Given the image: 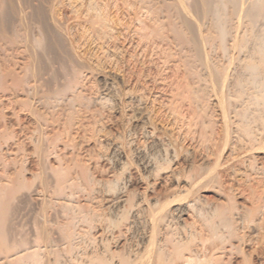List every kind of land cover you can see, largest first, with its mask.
Returning a JSON list of instances; mask_svg holds the SVG:
<instances>
[{"label":"rangeland","instance_id":"obj_1","mask_svg":"<svg viewBox=\"0 0 264 264\" xmlns=\"http://www.w3.org/2000/svg\"><path fill=\"white\" fill-rule=\"evenodd\" d=\"M177 2L0 0V264H264L254 33Z\"/></svg>","mask_w":264,"mask_h":264},{"label":"bare ground","instance_id":"obj_2","mask_svg":"<svg viewBox=\"0 0 264 264\" xmlns=\"http://www.w3.org/2000/svg\"><path fill=\"white\" fill-rule=\"evenodd\" d=\"M196 1V0H195ZM199 2L201 1V3L199 4V6H194L198 7L196 9V11H191V9L189 8L188 4H186L184 2V0H178V13L179 16L182 19V22H184L185 26L187 28H189L191 30V32L193 33V36L195 38V40L193 39V41H196V46L198 47L197 50H199L200 53H197L199 56V59L203 57L202 60L206 63L207 68H209V63L206 61V53L203 51V44L205 43L202 35H201V30L199 29V21L202 20V18L209 16L208 14H210V16H213L214 21L217 25V28L220 31L221 37L223 39L226 38V21H227V17H224L223 15H221V10H224L222 8H226L225 5L227 4H231L232 8L234 9L233 13L237 15V17L241 20L245 19L244 23L246 25L247 28H249L248 30L251 32L253 31L254 35L252 36V48L251 49V54L252 56H254V58H257V62H252L251 64H248V71L251 75V77H253L252 79H254L255 81V85H253L255 88H258L260 91H264V78H262V75L264 73V0H198ZM19 2V1H18ZM196 4L198 2H195ZM198 5V4H197ZM21 6V5H20ZM176 6V7H177ZM22 7V6H21ZM192 7V5L190 6ZM193 7V8H195ZM176 9V8H175ZM176 10V11H177ZM193 10V9H192ZM196 12V13H194ZM18 13V12H17ZM20 15V14H19ZM15 16V15H14ZM28 18V17H27ZM204 21V19H203ZM202 22V21H201ZM23 24V23H22ZM25 28V27H24ZM244 29V28H243ZM15 31V30H13ZM239 31V30H238ZM27 32V31H26ZM192 36V35H191ZM237 37V36H236ZM24 38V37H23ZM28 39V38H27ZM34 39V37H33ZM1 41V40H0ZM27 43V42H26ZM249 43V41H248ZM28 45V44H27ZM25 45V46H27ZM206 50V49H205ZM47 51V50H46ZM8 61V60H7ZM30 63V62H29ZM13 64V63H12ZM35 64V63H34ZM25 67V66H24ZM33 67V66H32ZM34 68V67H33ZM179 68V67H178ZM34 70V69H33ZM210 72V71H209ZM212 72L215 75V81L216 84L218 86V88L222 91L225 90V81L227 80V78L225 76H220L218 74H216L217 72L215 70L212 69ZM211 73V72H210ZM241 77V76H240ZM240 77L237 78V80L235 81V83L239 84L240 81H238L240 79ZM212 78V77H211ZM251 79V80H252ZM28 80V79H27ZM35 80V79H34ZM231 80V79H230ZM26 82V81H25ZM213 82V81H212ZM242 82V81H241ZM240 82V83H241ZM232 83V82H231ZM252 83V82H251ZM32 86V85H31ZM37 86V85H36ZM33 91V90H32ZM226 91V90H225ZM191 95V94H190ZM22 100V98H21ZM102 100V99H101ZM25 103V102H23ZM32 110V109H31ZM33 112V111H32ZM173 115V114H172ZM39 123V122H38ZM197 127V126H196ZM203 127V126H202ZM36 140V139H35ZM154 141V140H153ZM156 143V142H155ZM41 156V155H40ZM162 165V164H161ZM150 167V166H149ZM153 170V169H152ZM215 171V170H214ZM213 173V172H212ZM207 175V174H206ZM209 175V174H208ZM211 176V174H210ZM208 176H205L203 178H206ZM202 180V179H201ZM2 181V180H1ZM3 182V181H2ZM115 182V181H114ZM200 184V183H197ZM115 185V184H114ZM108 188V187H107ZM173 197V196H172ZM179 199V198H178ZM185 199V198H184ZM173 200V199H172ZM178 202V200H177ZM184 202V201H183ZM255 202V201H254ZM189 203V202H188ZM139 205V204H137ZM164 205V204H163ZM166 207V206H165ZM186 207V206H185ZM164 210V209H163ZM141 212V211H140ZM171 213V212H170ZM182 213V212H181ZM165 214H168L167 212ZM164 213L161 215H157V222L162 221L165 218ZM143 215V214H142ZM146 215V214H144ZM169 215V214H168ZM155 218V215H153ZM152 218V217H151ZM172 218V216H171ZM181 218V217H180ZM155 222V221H154ZM168 224V223H166ZM154 225V224H153ZM109 226V224H108ZM166 227V226H165ZM168 227V226H167ZM184 227V226H183ZM225 228V227H224ZM163 229V228H162ZM121 230V229H120ZM155 235V234H154ZM152 234V236H154ZM166 235V234H165ZM167 235H169L167 233ZM189 235V234H187ZM151 237V236H150ZM165 238V237H164ZM161 242V241H160ZM154 243V242H153ZM152 244V241H151ZM90 245V244H89ZM155 245V243H154ZM153 245V246H154ZM152 246V248H153ZM151 247V245H150ZM167 247V246H166ZM55 248V247H54ZM32 249V248H31ZM151 249V248H150ZM47 250V249H46ZM144 252V251H143ZM151 252V251H150ZM147 253V252H146ZM157 255V259L160 262V264H162L161 260V255H163L162 253V249H158L156 248V251L154 252ZM147 256V255H146ZM144 256V257H146ZM149 256V255H148ZM147 256V257H148ZM146 257V258H147ZM119 258V257H118ZM134 258V257H133ZM145 258V259H146ZM186 258V257H185ZM150 258L147 259V262ZM189 259V258H188ZM135 260V259H134ZM151 260V259H150ZM189 261H191V259H189ZM140 262V261H139ZM146 262V261H145ZM146 262V263H147ZM158 263V262H157ZM141 264V263H140Z\"/></svg>","mask_w":264,"mask_h":264}]
</instances>
